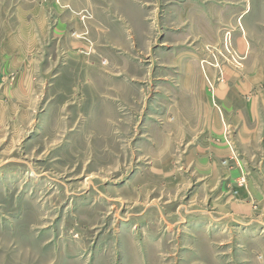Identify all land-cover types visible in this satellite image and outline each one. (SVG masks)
I'll return each instance as SVG.
<instances>
[{"label":"rangeland","instance_id":"rangeland-1","mask_svg":"<svg viewBox=\"0 0 264 264\" xmlns=\"http://www.w3.org/2000/svg\"><path fill=\"white\" fill-rule=\"evenodd\" d=\"M253 1L0 0V264H264V82L198 160Z\"/></svg>","mask_w":264,"mask_h":264},{"label":"crops","instance_id":"crops-1","mask_svg":"<svg viewBox=\"0 0 264 264\" xmlns=\"http://www.w3.org/2000/svg\"><path fill=\"white\" fill-rule=\"evenodd\" d=\"M237 22L239 23L240 31L233 37L232 41L236 53L240 58H243L242 67H238V69L235 66L232 69L225 67L222 71L224 80L221 83L215 84L212 94L208 91V82L205 81L201 69L198 73L201 76V81L199 82L201 97H199L198 101L200 105L198 107V112L199 115H201L200 121H203V128L201 129L203 132L199 142H201V144L204 142L206 145H209L210 148L212 147L211 152L207 153L205 151L206 149L203 150L202 147L199 146L198 149L202 152H200L198 160L204 161L205 164H209L210 170L212 171V163L215 161L214 159L217 154L220 153V150L223 153H230L233 150L230 142L226 140L227 137H225L230 130L235 132L237 128L235 125H237L238 122H243L244 119L246 122L250 120H253V122L260 120L258 114L252 112V107L257 103L256 101L252 102L254 98L253 96H249V93H253L255 88L261 85L259 83L264 82V62L261 61V59L264 58V28L262 32H260L258 28L259 26L264 27V1L249 4L247 2L245 11L240 15V20L238 18ZM212 39L213 40L209 41L215 40L213 37ZM209 68L210 67H207V72H205L209 76V79L212 80L215 73L213 72L214 75H211L210 72L208 73ZM183 85L187 86L188 84ZM245 95H247V97H244ZM238 97L242 98V104L245 106L244 114L236 112L234 107L238 101ZM211 113L212 115H209ZM224 123H226V127L223 126ZM211 126L214 128L210 129ZM225 129L228 132L224 133ZM255 184V182L248 183V185ZM235 198L241 199L238 194Z\"/></svg>","mask_w":264,"mask_h":264}]
</instances>
